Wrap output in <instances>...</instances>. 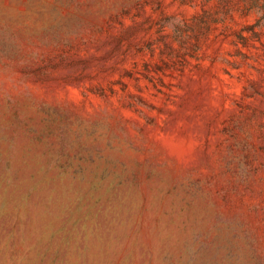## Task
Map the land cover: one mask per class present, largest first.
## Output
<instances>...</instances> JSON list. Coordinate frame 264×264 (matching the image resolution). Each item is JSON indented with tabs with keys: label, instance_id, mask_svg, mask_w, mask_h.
<instances>
[{
	"label": "rangeland",
	"instance_id": "374dc122",
	"mask_svg": "<svg viewBox=\"0 0 264 264\" xmlns=\"http://www.w3.org/2000/svg\"><path fill=\"white\" fill-rule=\"evenodd\" d=\"M0 264H264V0H0Z\"/></svg>",
	"mask_w": 264,
	"mask_h": 264
}]
</instances>
